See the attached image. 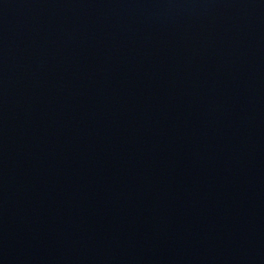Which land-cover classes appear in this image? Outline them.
<instances>
[{"label": "water", "instance_id": "obj_1", "mask_svg": "<svg viewBox=\"0 0 264 264\" xmlns=\"http://www.w3.org/2000/svg\"><path fill=\"white\" fill-rule=\"evenodd\" d=\"M0 264H264V0H0Z\"/></svg>", "mask_w": 264, "mask_h": 264}]
</instances>
